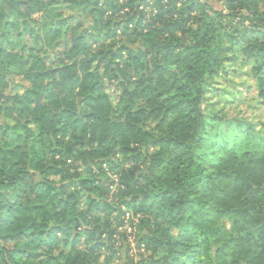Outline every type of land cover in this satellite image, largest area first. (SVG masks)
<instances>
[{
  "label": "trees",
  "instance_id": "trees-1",
  "mask_svg": "<svg viewBox=\"0 0 264 264\" xmlns=\"http://www.w3.org/2000/svg\"><path fill=\"white\" fill-rule=\"evenodd\" d=\"M58 1L0 0V117L22 130L0 144V264L54 241L74 250L59 264L132 242L120 264H264V153L200 155L208 80L237 55L264 104V0H72L81 13L48 30Z\"/></svg>",
  "mask_w": 264,
  "mask_h": 264
},
{
  "label": "rangeland",
  "instance_id": "rangeland-1",
  "mask_svg": "<svg viewBox=\"0 0 264 264\" xmlns=\"http://www.w3.org/2000/svg\"><path fill=\"white\" fill-rule=\"evenodd\" d=\"M215 9L222 10L220 0H206ZM81 13L78 5L72 0H59L52 5L38 18L41 24H45L47 29L53 28L59 20L66 19L69 15ZM44 31V26L42 27ZM56 40H61L64 36ZM67 38V37H66ZM54 40V39H53ZM17 83H24L21 78H16ZM114 101L118 90L109 87ZM13 92L24 93V88L20 85L12 89ZM204 112L208 116L207 127L204 134V149L200 152L201 160L206 165L225 159L231 150H251L257 154L264 153V104L258 95L256 77L252 71V63L245 61L240 54L232 63H228L225 69L218 75L208 80L206 100L203 105ZM22 133L21 127L12 118L0 117V144L12 147L19 143V135ZM50 142V141H49ZM123 159L121 154L118 155ZM81 163V161H80ZM126 167H130V161L125 162ZM83 177L99 176L100 171L93 163L81 164L78 168ZM115 180L116 188L119 174L111 173ZM44 178L43 174L34 177L39 182ZM51 179L58 181L59 177L52 176ZM85 199L84 195L82 196ZM82 199V200H83ZM82 205L85 201L83 200ZM129 240L134 239L135 229L132 226L126 229ZM120 248V247H119ZM132 252H127L126 245L119 249L115 255L112 251L103 250L99 259L100 264H120L129 253H137L136 242L131 244ZM43 254L37 264H59L64 256L73 253L71 245H66L62 241H54L51 245L42 247Z\"/></svg>",
  "mask_w": 264,
  "mask_h": 264
},
{
  "label": "built area",
  "instance_id": "built-area-1",
  "mask_svg": "<svg viewBox=\"0 0 264 264\" xmlns=\"http://www.w3.org/2000/svg\"><path fill=\"white\" fill-rule=\"evenodd\" d=\"M132 26V25H131ZM124 221H125V225L123 226L124 228H128V227H132L133 223H137V217L135 215H133V213L129 210H126L125 214H124ZM132 222V223H131ZM122 227V228H123ZM121 229V228H120ZM143 249V248H142Z\"/></svg>",
  "mask_w": 264,
  "mask_h": 264
}]
</instances>
